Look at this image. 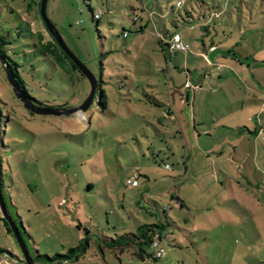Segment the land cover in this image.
I'll list each match as a JSON object with an SVG mask.
<instances>
[{
	"label": "rangeland",
	"instance_id": "1",
	"mask_svg": "<svg viewBox=\"0 0 264 264\" xmlns=\"http://www.w3.org/2000/svg\"><path fill=\"white\" fill-rule=\"evenodd\" d=\"M45 15L103 81L106 107L97 90L83 114L31 115L0 65L1 194L33 263L264 264V0H47ZM162 31L190 50L169 53ZM37 32L49 39L32 0H0L28 94L78 107L87 80L43 54ZM154 224L164 255L144 245L141 260L135 237ZM0 264H25L1 221Z\"/></svg>",
	"mask_w": 264,
	"mask_h": 264
},
{
	"label": "trees",
	"instance_id": "2",
	"mask_svg": "<svg viewBox=\"0 0 264 264\" xmlns=\"http://www.w3.org/2000/svg\"><path fill=\"white\" fill-rule=\"evenodd\" d=\"M32 1H33L34 5H36L39 8V6H40V0H32ZM174 7H176V6L175 5H171L169 7V9H168V12L170 13L173 10ZM187 15H189V14H187ZM96 16H97V18H96ZM99 17H100V15L99 14H96V15L93 16V19L99 20ZM137 21H138V19H134V22H137ZM140 30H142V27L140 28ZM45 32H46V30H45ZM36 34L37 35L40 34L39 35V46H40V49H41V51H42L43 54L53 56V58H55L56 61L63 62V63L65 62L66 65H67V67H68V69H69V71L71 73L77 72L78 74L82 75L79 72V70L77 69V67L73 64V62L71 60H69L66 57V55H64L61 52L60 48L57 46V44L54 42V40L49 36L48 33H47V35H48L49 39H46L44 32H37ZM175 34H178V33L169 32V31H162L161 34H160V38H161V36L164 37L166 39V42H167L171 38V36H173ZM124 36H127V34L124 33ZM158 37H159V35H158ZM8 45H10V43H8L7 41H5L4 37H1L0 36V56L4 60H6V62L9 64V67H10V69L13 72L14 79L18 83V86H19L20 90L22 91L23 95L25 96V98L31 104H33L34 106L39 107V108L48 109V110H63L59 106L58 107H55V108L43 106V105H41L39 102H37L35 99H33L28 94V91L26 89V86H25L24 82L19 77V73H18L19 66H18V64L12 62V60L8 57V54H7L6 50H5V47L8 46ZM164 46L167 48V44H165ZM167 51H168V49H167ZM102 85H103V81H101V79L99 78L97 80L96 91L97 90H100V95H101L100 97L103 100V106L106 107V97H105L104 91L102 90ZM21 106H22V104H21ZM167 113H169V110L166 111V114ZM31 115H34V114H31ZM1 117H2V112L0 111V120H1ZM164 168L165 169H168V166H164ZM0 178H1V175H0ZM125 185H126V183H125ZM137 186H138V184H137ZM88 189H91V185L88 186ZM175 200H176V204L175 205L177 207H179V208H184L185 207L184 206V202L181 201L180 198H176ZM168 209H170V208L169 207H164L163 211L166 213V211H168ZM0 221L3 223L4 229L6 230V233L8 235H12L11 232H10V229H9L8 225L5 223V221L2 218L0 219ZM146 227H147V229H146ZM154 229H157L156 233H155ZM162 230H164V226H162V224H159V225L154 224V225H151L149 227L148 226L139 227V231H138V234H137L138 236H136L135 239L139 240V244H138L139 248L137 247V249H138V257L141 260H144L143 259V256H142V254L144 252L142 246H144V245L145 246H149V247L153 248V250L156 249L157 247H159V244H160L161 239H162V234H161ZM19 234H20V236H21V238L23 240V237H22L20 231H19ZM133 239H134V237H133ZM71 252H73V250H71ZM65 258L66 257L60 256V255L55 256V258H53V259L52 258H49L47 256H40V255L37 256V259H40V260L41 259H44L46 261H53V260L60 261V260H63ZM151 259L154 260V261H156V260H158L160 258H157L155 255H151ZM32 262H33V260H32Z\"/></svg>",
	"mask_w": 264,
	"mask_h": 264
},
{
	"label": "water",
	"instance_id": "3",
	"mask_svg": "<svg viewBox=\"0 0 264 264\" xmlns=\"http://www.w3.org/2000/svg\"><path fill=\"white\" fill-rule=\"evenodd\" d=\"M46 2L47 0H40L39 15H40L41 21L45 27L46 32L54 40V42L60 48L61 52L64 55H66V57L69 60L73 62V64L77 67L79 72L87 80L89 84V93L85 101L78 107L70 108V109H63V110H48V109L36 107L25 98V96L23 95L22 91L20 90L18 86V83L14 79L13 72L10 69L9 64L1 56H0V65L2 66L4 70L6 80L8 84L10 85L12 93L14 94L15 98L22 104V107L29 113L34 114V115H39V116H54V117H60V116L68 117L74 114H83L89 108L95 96L97 80L93 76V74L82 63H80V61L67 49V47L64 45V43L60 39L59 35L54 30L53 26L47 20L46 15H45ZM0 215H1V218L8 225L12 236L15 238L16 242L18 243L19 248L22 252V256H23V260L25 264H33L32 259L30 255L28 254L26 246L19 234V231L16 225L13 223L11 217L6 211L4 201L2 199V194H1V178H0Z\"/></svg>",
	"mask_w": 264,
	"mask_h": 264
},
{
	"label": "built area",
	"instance_id": "4",
	"mask_svg": "<svg viewBox=\"0 0 264 264\" xmlns=\"http://www.w3.org/2000/svg\"><path fill=\"white\" fill-rule=\"evenodd\" d=\"M175 6L180 9L182 8L183 6V3L182 2H176ZM97 18V16H96ZM167 44V49H168V52L169 53H180V52H184V53H187L190 48L188 46L187 43H185L179 34H175L173 36H171V38L166 42ZM189 85L186 84L185 87H188ZM264 139V137H263ZM126 186H130V187H136L137 186V182L135 179H129L126 181ZM164 255V251L162 249H159L157 250L156 248V251H155V256L157 258H162V256Z\"/></svg>",
	"mask_w": 264,
	"mask_h": 264
},
{
	"label": "crops",
	"instance_id": "5",
	"mask_svg": "<svg viewBox=\"0 0 264 264\" xmlns=\"http://www.w3.org/2000/svg\"><path fill=\"white\" fill-rule=\"evenodd\" d=\"M181 37V36H180ZM182 39V38H181ZM183 40V39H182ZM185 42V41H184ZM212 46H210L209 47V49H208V51H209V53L210 54H214L217 50H215L214 52H212L211 50L213 49V48H215L214 46L211 48ZM203 48H205V47H203ZM214 65L216 64L217 66H220L221 64L219 63V61L217 62V61H215V63H213ZM197 84H199V83H197V82H195L194 83V85H197ZM188 90H190V89H187V92H188ZM194 94H195V92H194ZM194 94H193V96H194ZM187 98H188V93H187ZM187 102V101H186ZM242 108V107H241ZM169 110V113H167L168 114V117H166L168 120H174V118H173V113H172V110L169 108L168 109ZM228 111L229 112H231L232 110L230 109H228ZM247 113H248V110L246 111ZM251 113H252V111H250ZM242 113H243V109H242ZM246 113V114H247ZM249 114V113H248ZM247 116V115H246ZM261 129H262V127H260ZM223 129H225V127L223 128ZM227 129V128H226ZM228 129H230V128H228ZM242 129H245L247 132H248V134H249V136H247L246 137V140L245 139H243V141H242V139H239L242 143H243V145L245 144V143H247L248 142V144H249V146L250 147H253V144L256 146V148H257V146H258V142H259V140H260V137H258L257 136V138H256V142L255 143H253V138H254V135L253 134H257L256 132V130L254 131V132H249L246 128H241V127H239V130H242ZM231 130V129H230ZM232 131V130H231ZM224 135H227V133H224ZM253 136V137H252ZM261 141H264V140H262L261 139ZM236 153H237V149L236 148H233V151H232V153H230L231 155L230 156H236ZM243 159L244 158H241V160L243 161ZM244 161H245V159H244Z\"/></svg>",
	"mask_w": 264,
	"mask_h": 264
}]
</instances>
